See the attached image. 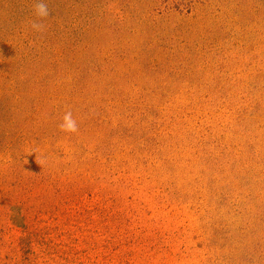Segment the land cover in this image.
Segmentation results:
<instances>
[{
  "label": "rangeland",
  "instance_id": "rangeland-1",
  "mask_svg": "<svg viewBox=\"0 0 264 264\" xmlns=\"http://www.w3.org/2000/svg\"><path fill=\"white\" fill-rule=\"evenodd\" d=\"M36 2L0 0V264H264V0Z\"/></svg>",
  "mask_w": 264,
  "mask_h": 264
},
{
  "label": "clouds",
  "instance_id": "clouds-1",
  "mask_svg": "<svg viewBox=\"0 0 264 264\" xmlns=\"http://www.w3.org/2000/svg\"><path fill=\"white\" fill-rule=\"evenodd\" d=\"M35 14L39 18H46L49 15V9L44 0H37L34 5ZM44 25L42 23L33 22L32 28L41 31L43 30ZM60 128L66 132H76L78 130L77 123L72 116V113L66 112L63 116L62 123L60 124Z\"/></svg>",
  "mask_w": 264,
  "mask_h": 264
}]
</instances>
